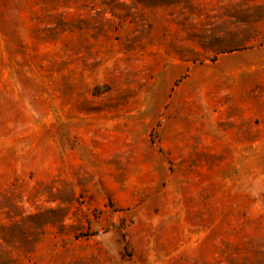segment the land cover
Here are the masks:
<instances>
[{
	"label": "rangeland",
	"instance_id": "1",
	"mask_svg": "<svg viewBox=\"0 0 264 264\" xmlns=\"http://www.w3.org/2000/svg\"><path fill=\"white\" fill-rule=\"evenodd\" d=\"M0 264H264V0H0Z\"/></svg>",
	"mask_w": 264,
	"mask_h": 264
},
{
	"label": "crops",
	"instance_id": "2",
	"mask_svg": "<svg viewBox=\"0 0 264 264\" xmlns=\"http://www.w3.org/2000/svg\"><path fill=\"white\" fill-rule=\"evenodd\" d=\"M226 118H222L221 116H215L211 118L210 121V139L214 144H222L226 137V133L223 131V124L222 121H225Z\"/></svg>",
	"mask_w": 264,
	"mask_h": 264
}]
</instances>
